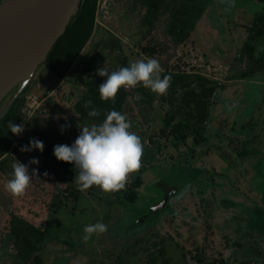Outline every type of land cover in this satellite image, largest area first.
Listing matches in <instances>:
<instances>
[{"label":"rangeland","instance_id":"rangeland-1","mask_svg":"<svg viewBox=\"0 0 264 264\" xmlns=\"http://www.w3.org/2000/svg\"><path fill=\"white\" fill-rule=\"evenodd\" d=\"M156 1L157 9L141 0H100L97 31L66 77H54L42 64L14 99H23V121L13 123L23 131L0 132V264H16L8 250L21 218L43 224L51 236L40 264H147L149 253L160 248L158 264L225 259L261 264L256 255L264 254V0H193L202 8L196 6L195 13L184 11L187 0ZM109 35L120 39L132 61L154 58L162 72L219 82L203 133L210 151L200 150L196 138L202 137L191 132L166 97L151 91L145 98L127 88L124 114L143 145L141 166L120 190L79 191L75 174L69 176L41 151L19 149L31 136L53 151V145L71 144L79 127L97 124L74 109L83 92L77 76L94 43ZM114 63L104 57L100 67L110 70ZM90 76L101 78L96 71L83 75ZM219 151L226 156L217 157ZM32 157L38 164L29 163ZM16 160L28 164L30 175L36 171L23 195L12 196L4 185ZM167 186L176 189L175 196L161 205L158 216L134 227L162 202ZM96 222L106 230L83 241L84 226Z\"/></svg>","mask_w":264,"mask_h":264},{"label":"trees","instance_id":"trees-1","mask_svg":"<svg viewBox=\"0 0 264 264\" xmlns=\"http://www.w3.org/2000/svg\"><path fill=\"white\" fill-rule=\"evenodd\" d=\"M141 1L148 2L152 8H158L156 0ZM196 6L199 7L198 11L200 12L202 10L200 5L194 3L193 0H187L184 6V11H193V13H195V10L197 9L195 8ZM97 9L98 0H82L79 12L72 18L66 28V31L58 38L51 48L43 65H45L54 77L59 79L66 77L73 63L93 36L96 25ZM186 15V21L193 24L194 21L191 19L192 15ZM256 17L258 19L263 18V16L259 15V13H256ZM261 33H263V30L258 31V34ZM252 49L253 47L249 48L250 56L252 55ZM104 57L115 59V63L109 71L116 70L121 66H128L129 61H132L124 53L120 39L114 35H109L108 37L95 42L86 55L84 62L78 70L77 76V84L83 86V92L76 100L74 109L82 119L90 120L91 122L96 123L102 122L106 112L110 109H115L123 114V109L129 95L127 89L121 87L115 94L114 100H101L98 87L105 78H98L94 76H90L88 78L83 77L84 74H90L96 71V69L101 66V62ZM165 74L170 75L171 79L166 92L160 96H164V98L166 97L169 103L175 105L176 112L181 116L182 122L192 128L191 132L195 133L197 136L203 137V133H205L212 117L211 107L219 82L211 80L200 74H180L178 72L176 73L167 70L160 73L161 78ZM135 88H142L145 93L144 97H152L151 91H148L145 87L138 84ZM89 100L91 101V105L86 108L84 106L85 102ZM18 101L19 99H16L5 115L1 118L0 132L5 128H10L9 122L14 123L16 120L23 121L22 118H19L21 105L18 104ZM92 107L98 109L100 113L99 116H88L87 113ZM30 138L36 137H24L26 141H29ZM198 141L199 139L196 138V142ZM42 153L52 158L53 161L58 166L62 167L69 176L72 177L75 174L76 169L73 168V165L68 162L56 160L52 151L45 145L44 142ZM140 184L141 181L138 180L136 182V186L139 187ZM164 189L168 194L173 188L167 186ZM175 191L176 189L168 200L175 196ZM133 226L139 227L136 224ZM0 232H2V230ZM11 236V244L8 252L16 264H40L44 245L51 237L43 224H36L31 220L21 218L14 227ZM158 251H163V249L160 248ZM158 251L149 253L147 264H158ZM258 255L262 259L261 264H264V254L260 252L257 253L256 256L258 257ZM222 264L231 263L228 259H225ZM254 264L259 263L256 261Z\"/></svg>","mask_w":264,"mask_h":264},{"label":"clouds","instance_id":"clouds-1","mask_svg":"<svg viewBox=\"0 0 264 264\" xmlns=\"http://www.w3.org/2000/svg\"><path fill=\"white\" fill-rule=\"evenodd\" d=\"M5 0H0L4 3ZM162 69L154 58L137 59L129 61L128 66H121L109 71L105 67L96 69V74L104 77L99 84L98 92L101 100H114L115 94L121 88H135L138 84L148 88L157 95L166 92L170 82V75L162 78ZM91 101L85 102L88 108ZM89 117L99 116L95 107L88 111ZM10 123L13 134L23 131L21 125ZM66 124L60 125L63 132ZM80 131L71 144L53 145L52 154L58 161L68 162L76 169L73 181L77 190L84 191L90 186H98L103 192H115L124 188L127 176L138 170L141 166L143 145L140 138L129 131L130 122L125 114L110 109L99 124L81 126ZM33 149L43 151V142L36 138H30L27 145H21V152H31ZM31 164H38V158L32 157ZM11 178L4 185L5 190L12 196L23 195L30 180L35 175V169L31 175L28 164L16 160L12 164ZM106 225L101 222L87 224L83 228V241H87L93 233H103Z\"/></svg>","mask_w":264,"mask_h":264},{"label":"water","instance_id":"water-1","mask_svg":"<svg viewBox=\"0 0 264 264\" xmlns=\"http://www.w3.org/2000/svg\"><path fill=\"white\" fill-rule=\"evenodd\" d=\"M81 2L82 0H6L0 3V103L8 97L0 112V120L26 82L45 62L55 42L79 12ZM174 190L175 188L160 204L142 216L136 225L158 216L161 205Z\"/></svg>","mask_w":264,"mask_h":264},{"label":"crops","instance_id":"crops-1","mask_svg":"<svg viewBox=\"0 0 264 264\" xmlns=\"http://www.w3.org/2000/svg\"><path fill=\"white\" fill-rule=\"evenodd\" d=\"M97 31V28H96V25H95V29H94V33ZM127 89V88H126ZM146 89H148V88H146ZM138 90L140 91L139 93L141 94V96H145L144 94V92H143V90H142V88H138ZM127 91L129 92V90L127 89ZM142 91V92H141ZM140 96V95H139ZM128 98H129V95H128ZM128 98H127V101H128ZM146 98V97H145ZM127 101H126V103H127ZM125 106H126V104H125ZM125 106H124V109H123V114H124V111H125ZM79 117H80V115H79ZM93 123H96V122H93ZM98 124V123H97ZM210 126V125H209ZM209 126H207V128H206V130H208V128H209ZM202 139L203 140H201V139H199V141L197 142V146H199V144L201 143L202 145H200V150L202 151V152H204V153H208L210 150H209V148H210V144H209V138H208V136L207 135H204L203 137H202ZM206 142H208V145H206ZM207 148V149H206ZM206 149V150H205ZM204 150V151H203ZM219 156H226V154L224 153V152H221V151H219L218 152V156L217 157H219Z\"/></svg>","mask_w":264,"mask_h":264},{"label":"built area","instance_id":"built-area-1","mask_svg":"<svg viewBox=\"0 0 264 264\" xmlns=\"http://www.w3.org/2000/svg\"><path fill=\"white\" fill-rule=\"evenodd\" d=\"M99 5H100V0H98V8H99ZM97 14H98V9H97ZM97 18V16H96Z\"/></svg>","mask_w":264,"mask_h":264},{"label":"bare ground","instance_id":"bare-ground-1","mask_svg":"<svg viewBox=\"0 0 264 264\" xmlns=\"http://www.w3.org/2000/svg\"><path fill=\"white\" fill-rule=\"evenodd\" d=\"M6 103H7V101H6Z\"/></svg>","mask_w":264,"mask_h":264},{"label":"flooded vegetation","instance_id":"flooded-vegetation-1","mask_svg":"<svg viewBox=\"0 0 264 264\" xmlns=\"http://www.w3.org/2000/svg\"><path fill=\"white\" fill-rule=\"evenodd\" d=\"M6 1V0H5ZM20 100V99H19Z\"/></svg>","mask_w":264,"mask_h":264}]
</instances>
